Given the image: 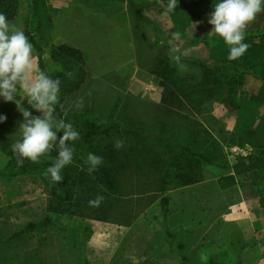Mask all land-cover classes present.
I'll return each instance as SVG.
<instances>
[{
    "label": "rangeland",
    "instance_id": "374dc122",
    "mask_svg": "<svg viewBox=\"0 0 264 264\" xmlns=\"http://www.w3.org/2000/svg\"><path fill=\"white\" fill-rule=\"evenodd\" d=\"M18 1V16L13 23L27 37L32 33L42 45V59L48 72L61 70L51 59L54 45L67 43L86 55L89 78L78 93L68 98V105L80 96L85 103L81 110L68 111L70 120L80 127L96 122L102 131L112 135L110 140L120 138L127 146L146 136L147 142L158 151L180 152L179 145H186L191 137L190 124L197 119L186 102L179 105L163 100V89L152 68L156 60L168 55L174 60L176 77L202 80V64L229 61L222 39L209 32L211 25L207 23L216 0H177L176 9L168 15H163L167 0H132L136 10L120 0ZM245 32L244 42L249 47L236 60L246 64L253 57H259L260 64L251 65L242 77H237L240 82L235 97L238 109L225 112L223 119L215 117L214 124L224 133L219 135L209 129L206 134L200 128V136L193 142L216 164L202 165L204 183L188 188L171 187L165 193L175 198L177 192L186 188V197L191 199L222 195L227 202L230 198L234 200L231 206H237L233 208L235 211L242 204L252 207L254 244L243 246L242 253L236 244L223 245L217 255V259L223 260L215 264H264V211H258V184L263 171L256 161L259 154L264 155V80L260 77L264 71V12L257 14ZM33 54L34 66L40 69L39 55L34 48ZM22 106L27 107L23 101ZM0 114L7 116L0 124V134L14 142L23 117L12 103L0 102ZM80 141L81 138L72 142V146L76 164L81 167ZM9 161L0 154L2 167ZM132 177L131 172L123 176L124 196L130 199L138 193L137 184L144 182L137 176ZM135 179L137 183L131 187ZM222 184H231V187L222 188ZM51 196L50 187L38 174L10 177L0 174V264H25L32 255L31 259L39 257L38 264H86L88 247L87 244L81 247L83 229L91 227L95 220L48 212ZM238 198L240 202L236 201ZM201 203L198 208H206V202ZM159 213L157 201L134 223L160 224L155 219ZM48 217L50 222H44ZM29 222H39V230L8 240ZM177 238L171 248L162 246L158 255L149 258L146 264H185L181 259L185 254Z\"/></svg>",
    "mask_w": 264,
    "mask_h": 264
},
{
    "label": "trees",
    "instance_id": "16d2710c",
    "mask_svg": "<svg viewBox=\"0 0 264 264\" xmlns=\"http://www.w3.org/2000/svg\"><path fill=\"white\" fill-rule=\"evenodd\" d=\"M127 2L131 10H136L132 0H120ZM19 11L18 0H0V13H3L9 21L16 20ZM33 48L39 55L40 69L49 74L52 78H59L61 81V102L65 108L68 107V98L78 93L89 78L87 70V58L85 53L67 43L54 45L51 49V59L61 68L58 72L50 73L46 70L42 59L43 47L32 33H28ZM174 60L166 55L165 58L156 60L152 73L159 78V86L163 89L164 101L182 104L195 114V121L191 125L190 135L186 145H179V153L173 149L158 151L153 145L147 142V137L133 142L131 146H124L116 150L114 141L110 140L112 135L96 122L86 127H80L77 122L70 120L68 111L57 109V116L70 121L80 134V146L82 147L83 166L76 164V157L72 163L62 169L63 181L51 184L42 174L55 159L56 152L42 156L38 162L25 161L23 166L18 167L15 157L11 154L13 141L7 136L0 134V154L10 159L5 167L0 165V174L4 176H16L20 174H38L41 180L50 187L52 193L48 202V212L62 216L81 217L100 222L112 223L120 226L130 227L142 215H144L153 204L159 201L161 208L160 216L155 219L166 229V219L170 208V198L165 193L171 187H188L204 181L202 170L203 164H216L206 152L200 151L193 142L200 136V128L206 134L208 130L219 135L224 130L214 124L216 116L223 119L227 111L238 109L235 102L237 87L240 84L238 76L242 77L245 71L250 70L251 65L260 64L259 57H253L252 61L244 64L238 60L224 63H213L212 65L202 64L204 76L202 80L181 79L176 77L174 72ZM260 77L264 80V71ZM216 117V118H215ZM214 121V122H213ZM234 135L239 136L237 132ZM105 136V138L103 137ZM91 152L103 157V163L98 169L89 174L87 165L84 163L87 154ZM256 161L260 164L261 174L258 184L259 205L264 211V155L259 154ZM75 163V164H74ZM125 172H131L132 178L136 176L144 180L137 184L139 189L130 198L124 196L123 176ZM140 182V181H139ZM136 179L131 187L136 185ZM222 188L231 187V184H222ZM143 189V190H142ZM97 195L104 197L98 207L89 206L88 201L95 199ZM45 218L44 222H50ZM39 222H29L20 231L14 232L9 241L39 230ZM92 235V228L83 229L84 239L81 247H85ZM33 255L27 258L25 264H38ZM3 263V262H2ZM145 262L144 264H146ZM4 264V263H3ZM86 264H89L86 259Z\"/></svg>",
    "mask_w": 264,
    "mask_h": 264
},
{
    "label": "clouds",
    "instance_id": "9594fccd",
    "mask_svg": "<svg viewBox=\"0 0 264 264\" xmlns=\"http://www.w3.org/2000/svg\"><path fill=\"white\" fill-rule=\"evenodd\" d=\"M177 0H167L163 15L172 13ZM264 12V0H216L212 4L207 23L210 33L222 39L227 48V60L240 58L248 49L245 43L246 26L255 20L257 14ZM179 61V57L176 58ZM33 45L23 30L0 13V102L12 103L23 119L18 125L16 139L11 144V154L18 167L25 161L38 160L56 152L54 162L42 174L49 183L61 182L62 169L72 163V142L80 138L79 132L70 121L57 116V109L81 110L83 96L77 97L67 108L61 102V81L34 66ZM19 97V98H18ZM22 101L27 107L22 106ZM37 113L33 115L32 113ZM7 120L0 114V124ZM114 148L121 149L124 141L115 139ZM84 163L87 172L92 174L103 163V157L89 152ZM104 197L97 195L88 204L98 207Z\"/></svg>",
    "mask_w": 264,
    "mask_h": 264
},
{
    "label": "crops",
    "instance_id": "0c3cea01",
    "mask_svg": "<svg viewBox=\"0 0 264 264\" xmlns=\"http://www.w3.org/2000/svg\"><path fill=\"white\" fill-rule=\"evenodd\" d=\"M186 188L177 192L175 198L169 197L166 229L154 222L139 221L126 227L93 221L92 235L87 242L89 264H144L158 255L162 246H172L177 236L186 256L181 258L185 264L221 263L223 259H217V255L223 245L232 247L236 244L242 253L243 246L254 244L251 238L256 236V230L251 206L242 204L235 211L233 208L237 209V206H231L234 200L230 198L227 202L222 195L191 199L186 197ZM202 201L206 202V208L199 209ZM236 201L240 202L241 198ZM260 209L258 211L263 213Z\"/></svg>",
    "mask_w": 264,
    "mask_h": 264
}]
</instances>
